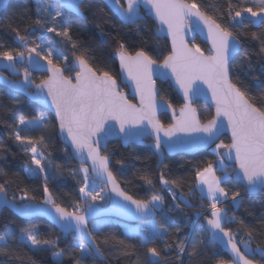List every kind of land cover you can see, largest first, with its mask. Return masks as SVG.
I'll use <instances>...</instances> for the list:
<instances>
[{"label": "snow or ice", "instance_id": "obj_1", "mask_svg": "<svg viewBox=\"0 0 264 264\" xmlns=\"http://www.w3.org/2000/svg\"><path fill=\"white\" fill-rule=\"evenodd\" d=\"M58 2L61 8L79 12L82 0ZM106 2L121 23L135 24L138 20L145 19L140 14L143 7L149 15H154L161 25L167 26L172 47L158 66L162 70L157 71V60L147 51L141 49L135 55H128L125 46L120 45L118 50L120 68L122 73L126 74V79L134 86V92L139 97L137 105L121 91V86L108 71L98 73L84 56H77L75 60L69 62L68 56L59 52L53 40H42L40 43L33 42L29 45L27 36L20 35L18 28H13L16 39L22 43L28 55L25 56V51H16L15 55L13 51L0 52V58L8 62L3 65L4 68L19 72L17 64L25 65L22 81L6 79L5 82L12 90L28 92L29 96L41 105L54 108L59 134L66 142H70L66 144V150L67 147H71L80 158L81 167L78 171L83 173V178L79 188L80 200L72 205V211H68L66 207L56 202L49 191L47 173L54 162L42 151L47 147L46 137L41 135L38 139H33L23 134L36 130L44 131L49 127V119L45 115L31 120L21 116L10 133V138L21 146L25 154L30 155L31 164L35 167H30L27 174L33 177L44 174V196L40 203H32L36 197L29 196L25 191L21 196H13L10 200L5 185L0 184V207H12L24 217L47 216L63 233H76L80 241L77 246L80 257L76 259L75 264H82L90 256L103 255L101 244L97 242L103 222L97 220V217L105 211L115 210L123 216L139 220L143 227H138L135 235L139 237L141 246L153 244L155 239H162L167 232L163 224H160L157 230L155 220L157 211L164 203V196L153 192L149 199L141 200L129 195L117 184L109 167L110 156L103 155L102 151L107 152L111 138L118 137L125 143L135 144L142 141L145 136L155 137L154 147L158 151L162 143L167 144L170 150H174L186 142L185 137L178 135L180 133L188 134L187 142L191 146L203 147L215 143L226 126L231 130V143L215 144L217 160L215 163L210 161L206 167L196 170L195 191L201 192L202 201L204 198L211 201V218L205 217L211 242L229 247L234 254L233 261H220V264H254V259H249L238 244L243 243L253 257L259 255L264 258V248H252L248 240L243 238L238 240L231 231L226 230L224 224L234 222V218L233 221L228 220L227 211L217 207L222 199L226 200L229 196V192L222 186L231 179L228 169L224 166L225 157L234 160L236 177L239 182L244 183L247 191L264 192V102L258 106L245 91L233 83L230 60L239 49L241 43L239 37L202 11L195 0L191 3L188 0H123V3L121 0H106ZM232 7L229 3L228 16L233 22V27L243 25L245 13L251 17L264 16V7L257 10L243 7L235 11L234 15ZM61 8H56L54 4L38 3L35 25L71 42L70 26L62 20L59 22L57 20L63 17ZM45 17L49 19L46 20ZM260 22L264 23V19ZM49 23L52 24L51 27L48 26ZM201 23L207 30V39L211 43L207 54L199 45L189 46L185 40V33L200 28ZM160 31L164 29L161 28ZM252 39L260 40L261 52H264V40L256 33H252ZM72 49H76L75 43H72ZM61 60L64 62L63 67L58 66ZM41 61H46V65ZM44 68L50 75L32 88L34 81L31 79L30 70ZM66 72L75 74L66 75ZM157 75L161 80L174 79L186 101L178 115L173 110V123L167 128L159 122L156 114L157 111L169 109L172 105L157 102L158 91L154 79ZM236 79L239 81V77ZM203 85H207V91L211 92L212 100L215 102V115L206 123L200 122L197 111L192 106L196 98L206 94ZM161 133L168 139L163 140ZM193 133L197 135L191 136ZM173 137L176 139L173 140ZM2 147L0 145V148ZM221 149L225 151L221 152ZM88 161H91L90 167ZM117 163L123 166L122 161L118 160ZM218 170L222 175H217ZM0 172H3V169H0ZM141 178L145 179L148 185H152L151 179ZM97 179L103 182V187L99 190L96 189ZM159 182L165 188L169 184L163 173ZM109 185L115 198L108 195ZM238 197L239 191L231 194L233 207H238ZM172 198L176 199L175 193H172ZM17 199L19 203H16ZM97 201H108L111 208L102 209ZM183 202L189 207L192 206L187 200ZM90 220L93 221L91 228ZM179 231L178 227L177 232ZM220 233L227 238L226 241ZM247 235L251 237V231ZM17 239L29 248L47 246L49 249H57L58 246V238L41 239L39 229L35 227L21 229V236ZM109 240L118 243L124 255L135 253V245L126 243L114 234L106 236L102 243L107 246ZM200 243L204 244V241L201 240ZM178 250L181 253L185 251L183 242L178 245ZM15 252L8 241L0 237V254L9 259L21 260L23 264L22 257ZM148 253L150 255L144 264H160L158 258L161 253L156 247H148ZM190 255H198L197 250L194 248ZM63 256L62 249L53 251L55 264H62Z\"/></svg>", "mask_w": 264, "mask_h": 264}, {"label": "trees", "instance_id": "obj_2", "mask_svg": "<svg viewBox=\"0 0 264 264\" xmlns=\"http://www.w3.org/2000/svg\"><path fill=\"white\" fill-rule=\"evenodd\" d=\"M188 2L191 3L193 0H188ZM195 2L207 15L212 16L223 27L239 37L242 47L231 65L232 80L259 106L264 102V52H261L260 40L252 39V33H256L261 40H264V23L260 22L264 17L255 21L245 13L243 25L233 27L228 12L229 3L233 6L234 15L235 11L243 7H252L253 10L264 7V0H195ZM38 3L54 4L56 8H61L46 0L12 1L0 16V52L13 51L15 55L16 51H25L22 43L16 39V33L12 30L18 28L20 35L27 36L29 45L33 42L40 43L42 40L51 39L59 52L68 56L69 62L77 56H84L94 70L98 73L108 71L118 83H120V72L115 55L121 44L125 46L127 54L135 55L137 51L143 49L159 64L170 52L168 41L156 37V25L150 18L133 26H124L100 0L84 1L81 6L85 14L84 20L61 8L63 17L57 20L58 22L62 20L70 26L72 41L69 42L35 25ZM45 19L49 18L45 17ZM48 26L51 27L52 24L49 23ZM26 30L31 31V34ZM72 43L76 44L75 50L72 49ZM191 43L199 45L205 53H208V46L197 36L192 35ZM65 74L72 75L67 72ZM45 77L43 74L33 76L35 82H41ZM236 77H239V81ZM120 86L122 92L128 91L127 87ZM158 90L161 99L170 103L172 108L181 109L183 102L169 83H158ZM130 100L135 102L134 99ZM195 108L202 123L213 118L214 109L211 105L199 101L195 104ZM40 115L48 117L49 127L44 131L36 130L23 134L33 139H38L41 135L46 137L47 147L42 151L48 159L54 162L53 167L47 173L49 191L57 203L66 207L68 211H72V205L80 200L79 188L82 184L83 173L78 170L81 166L75 162L68 148L66 150L59 140L54 118L27 98L14 94L2 86H0V145L3 147L0 148V169H3V172H0V184L5 185L9 199L13 196L19 197L27 191L29 196L36 197L34 202L40 203L43 200L44 174L34 177L27 174L30 167H35L31 164L30 155L25 154L21 146L10 138V133L13 132L21 116L31 120ZM160 121L165 127L171 125L168 115H162ZM221 142L230 143L226 136L221 139ZM214 150L215 148H212L196 155L166 156L163 166L157 170V158L150 148L133 145L125 148L120 142L110 143L104 155L110 156L111 171L124 191L136 199H149L159 187V178L152 182V185H148L141 177L150 179L147 167L155 165L157 176L160 177L163 173L164 178L169 181L168 185L177 194V203H172L163 190V209L158 211V217L155 219L157 230L160 224L167 229L162 239L157 238L153 244L147 246L135 245L133 255H124L118 243L109 240V245H104L102 241L106 236L100 232L97 242L101 244L102 258L90 256L82 264H144L150 255L148 247H156L161 253L158 258L160 264H220V261H231L219 247L210 243L203 220L194 231L186 225L187 217L192 218L195 212L201 210V207L205 209L210 207L209 201L206 198L202 201L199 191H195L197 183L195 173L197 169L206 167L208 162H216L217 155ZM118 160L123 162V166L117 163ZM232 174L231 179L222 186L229 192V198L234 191H239L240 202L238 207H233L231 201L221 206L227 211L228 220L233 221L234 218V222L226 223L225 228L234 235L236 233L238 240L240 238L248 240L253 248H264V193L249 195L244 186L233 180ZM179 197L189 201L191 208L183 205ZM19 202L17 199L16 203ZM103 202L99 204L106 205L108 201ZM136 225L143 227L141 223ZM33 227L39 229L41 239L58 238L57 249H49L47 246L29 248L17 239L21 236V229ZM178 227L179 232H177ZM104 231L108 233L107 236L114 234L125 240L120 232L110 226L105 227ZM249 231L252 233L251 237L247 235ZM0 237L8 241L10 247L16 250V255L22 257L23 264H55L53 251L59 249L64 251L62 264H75L76 259L80 257L77 247L80 241L74 234L64 235L43 219L24 220L9 210H4L0 214ZM201 240L204 244L200 243ZM181 242L185 247L183 253L178 250ZM113 244L115 246H112ZM194 248L198 252L196 256L190 255ZM254 262L264 264V258L257 255ZM0 264H22V262L0 254Z\"/></svg>", "mask_w": 264, "mask_h": 264}, {"label": "water", "instance_id": "obj_3", "mask_svg": "<svg viewBox=\"0 0 264 264\" xmlns=\"http://www.w3.org/2000/svg\"><path fill=\"white\" fill-rule=\"evenodd\" d=\"M12 1H19V0H0V16L1 14L8 8L9 4L12 2ZM46 1H49V2H52V3H55L56 5H58L59 7H61V4L58 2V0H46ZM85 0H82V3L80 5V11L79 12H75L69 8H62L65 12L67 13H70L82 20L85 19V14L83 13L82 9H81V6L82 4L84 3ZM102 1L106 7L119 19V17L114 13L113 10H111V8L109 7V4L106 2V0H100ZM121 2L123 3V0H121ZM140 14L141 16H144L145 19L146 18H150L154 24L156 25V30H155V35L158 39H161V40H167L168 43H169V46H170V51H171V47H172V39H171V36H169L167 34V26L166 25H161L159 23L158 20L155 19L154 15H149L147 13V10L145 8H141L140 9ZM145 19H141V20H138L135 24L141 22V21H144ZM120 21V19H119ZM121 22V21H120ZM124 26H133L135 24H124L122 23ZM163 28L164 31H160V29ZM203 29V30H201ZM192 35L194 36H197L202 42H204L208 48L210 49L211 48V43L210 41H208L207 39V30L203 28V25L201 23V26L200 28H196L194 31H191V32H186L185 33V40L187 41V43L189 44V46H192V43H191V38H192ZM241 47H242V44L240 43V46H239V49L237 51V53L231 58L230 60V65H232V62L233 60L236 58V56L240 53L241 51ZM206 54V53H205ZM28 55V54H27ZM26 55V56H27ZM34 55V54H33ZM129 55V54H128ZM38 59V58H37ZM115 59L118 63V67H119V72H120V83H118L119 85H122V86H125L127 87L128 91L127 92H123L127 98L130 100V99H134L135 102L131 101L132 103L134 104H139V97L135 94L134 92V86L131 84L130 81H128L126 79V74H123L122 73V70L120 68V60H119V55L118 53L115 55ZM75 60V59H74ZM8 62L4 59H0V86L8 89L9 91L13 92L14 94H17V95H21L25 98H27L30 102L36 104L38 107L46 110L55 120L56 122V125H57V136L59 138V140L62 142V144L66 147V144L70 143V142H66L64 140V138L59 134V126H58V121L55 119V110L54 108L52 107H48V106H44V105H41L39 102L33 100L31 98V96H29L28 92H25L23 90H12L10 88V86L5 82V80H11V81H22L23 79V68L19 67L18 64H17V68L19 69V72H13L11 71L10 69H7V68H4L3 65L4 64H7ZM42 64H45L46 65V61H41ZM161 64V63H160ZM159 63H157V71H161L162 69H160L158 66L160 65ZM31 71V79L34 81V78H33V75L34 74H45L46 76L50 75V73L46 70V68L44 69H40V70H30ZM154 79L156 80V87H157V91H158V95H157V102H164V103H168L167 101L163 100L160 98V94H159V90H158V83H169L172 88L174 89V91L177 93V95L180 97V99L182 100L183 102V105L185 104V99L183 97V93L182 91L179 89V86L175 84V81L174 79H166V80H161L158 75L157 76H154ZM37 83H40V82H35L33 83L32 85V88L35 87V84ZM32 88L29 89V91L32 90ZM203 88L205 89V92L206 94H202L200 95L198 98L195 99V101L193 102L192 106L195 108V104L199 101H202V102H205L209 105H211L214 109V115H215V102L212 100V97H211V92L210 91H207V85H203ZM196 109V108H195ZM173 110H175V113L178 115L179 114V110H176L174 108H169V109H166V110H159L157 111V119L159 120V122L161 123L160 121V117L162 115H168L170 117V121H171V124L173 123ZM197 111V109H196ZM198 114V112H197ZM213 115V116H214ZM199 117V115H198ZM200 119V118H199ZM201 122V121H200ZM202 123V122H201ZM162 124V123H161ZM227 124V121L225 120V125ZM163 125V124H162ZM164 128H167L163 125ZM169 127V126H168ZM149 131H151V129H149ZM182 137H185L186 139V142L184 144H181L179 146H177L174 150H170L167 146V144H163L161 145V149L158 151L155 147H154V142H155V137L154 136H145V138L142 140V141H138L136 142L135 144H129V143H125L123 141H121L118 137H114V138H111L108 142V147H109V144L112 143V142H120L121 145L123 147H129V146H136V147H148L150 148L153 153L155 154L156 158H157V164H156V169L159 170L163 164H164V161H165V157L168 156V157H174V156H177V155H196V154H199L201 152H204L206 150H210L212 148L215 147V144L216 143H220L221 142V139L226 136L228 137L230 143H231V130L229 128H227L226 126L224 127L222 133L219 135V138L215 141V143L211 144V145H206V146H203V147H193L191 146L190 143L187 142L188 140V134H184V133H180L178 134ZM197 134L193 133L191 134V136H195ZM161 136H162V139L163 140H167L168 138H165L163 137L162 133H161ZM173 140L176 139V137H173L172 138ZM229 143V144H230ZM72 158L75 160V162L81 166V162H80V158L75 155L73 149L71 147H67ZM225 150H223L222 152H224ZM102 154L104 155V152L102 151ZM234 155V154H233ZM111 160V159H110ZM224 162L229 165V166H233L234 167V172L232 174V178L233 180L239 184V185H242L244 186V183L242 182H239L238 181V178L236 177V172H235V169H236V165L234 163V160H229L227 159L226 157L224 158ZM88 166L90 167L91 166V161H88ZM111 164L112 162H110V169H111ZM114 176V175H113ZM115 177V176H114ZM116 179V178H115ZM98 183L102 184L103 185V182L99 179L96 180ZM116 182L117 184L121 187V185L119 184V182L117 181L116 179ZM123 189V188H122ZM247 191V190H246ZM108 193H109V196H112L115 198V194L111 192V185H109V189H108ZM247 193L249 195H259L261 193H264V192H249L247 191ZM118 199V198H117ZM11 200V199H10ZM184 199H181V197H179V201L185 205L186 207L188 208H191L189 206H187L184 202H183ZM32 203H37V202H34L32 201ZM98 204V203H97ZM98 206L102 209H109L111 208V205L110 203L108 202L107 205L105 206H102L100 204H98ZM201 209H205L204 207H201ZM4 210H9L10 212H12L13 214H15L16 216H18L19 218L21 219H24V220H33V219H43L45 221H47L48 223H50L51 225H53L60 233L64 234V235H71V234H74L77 238H78V235L76 233H70V234H65L62 232V230L55 224L54 221H52L49 217L47 216H42V215H34V216H31V217H24V216H21L14 208L12 207H0V214L4 211ZM158 211L155 215V219H157L158 217ZM209 218H211V212L209 213V215L207 216ZM227 217H228V213H227ZM100 219H114V220H117V221H120V222H123V223H126V224H130V225H136V224H140V221L137 220V219H134V218H131V217H128V216H123L121 214H119L117 211L115 210H112V211H105L103 212L100 216L97 217V220H100ZM93 221H89V228H90V225ZM203 225H204V228L208 234V238H209V241L211 244L217 246L220 248V250L222 252H224L225 254L228 255V257L230 258L231 261H233L235 259L234 257V254L231 252V249L229 247H226L224 246L223 244H220V243H215V242H211V238H210V235L207 231V221L206 219L203 220ZM224 227H225V224H224ZM220 236L226 241V237H223V234L220 233ZM79 239V238H78ZM238 246L240 247L241 251L247 255L249 257V259H254L255 257H253L251 255V253L248 252V250L245 248V245L243 243H240L238 244ZM253 248V246H251ZM99 258H102L101 255H98ZM254 264H256L254 262Z\"/></svg>", "mask_w": 264, "mask_h": 264}, {"label": "rangeland", "instance_id": "obj_4", "mask_svg": "<svg viewBox=\"0 0 264 264\" xmlns=\"http://www.w3.org/2000/svg\"><path fill=\"white\" fill-rule=\"evenodd\" d=\"M248 17H250L252 20L259 21L264 16H262V17H251L250 15H248ZM46 51H47V48H45V52ZM25 56H26V54H25ZM53 59L55 60V55L53 56ZM59 64L63 67L64 66L63 60H61ZM18 66L21 67V68L25 67V65H22V64H18ZM221 150H223V149H221ZM224 166H225V168L228 169V175L230 176L234 172V167L227 165L225 162H224ZM147 171H148V174H149V178L152 180V182H155L158 178H159V181H160V177H158L157 173H156L155 165L147 167ZM217 175L220 176V175H222V173L218 170L217 171ZM100 187H103V185L100 184V183L96 184V189L97 190H99ZM156 193L162 195L163 187H162L161 184H159V187L156 189ZM108 195H109V193H108ZM237 199L240 202V198H237ZM230 201H231V198H229V197L226 200L222 199V202L218 203L217 207L220 208L223 204H225L226 202H230ZM97 203L99 204V203H104V202L103 201H97ZM209 203L211 204V201H209ZM107 204H108V202H107ZM100 205H102V204H100ZM102 206H105V205H102ZM209 208L211 209V207H209ZM209 208L201 209L200 211H198L196 213L205 212ZM162 209H163V205L161 206L160 210H162ZM160 210H158V211H160ZM99 221L103 222V226L101 227L100 232H102L104 234V236L108 235V233L104 231L105 227H109L110 226L111 228H114L117 232H120L124 236L126 242H128L129 244L141 246V242H140L139 237L135 235V232L137 231L139 226L126 224V223H123V222H120V221H116V220H112V219H100ZM196 221H197V219H196ZM196 221L193 223V225H196ZM198 221L200 222V220H198ZM92 223L90 225V228L92 226ZM235 236H236V233H235Z\"/></svg>", "mask_w": 264, "mask_h": 264}, {"label": "built area", "instance_id": "obj_5", "mask_svg": "<svg viewBox=\"0 0 264 264\" xmlns=\"http://www.w3.org/2000/svg\"><path fill=\"white\" fill-rule=\"evenodd\" d=\"M163 190L165 191L166 195L170 198L171 202L176 204L177 203V194L173 191V189L167 185V188H165L163 185ZM168 189H170L171 191H168ZM172 193H175L176 194V199L174 200L172 198ZM212 211V209H208L206 210L205 212H202V213H194L193 217H187L186 218V225L187 227L191 230V231H194L198 226L199 224L201 223V221L208 216V214ZM197 219V221H196ZM200 220V222L198 221ZM196 221V225H193V223Z\"/></svg>", "mask_w": 264, "mask_h": 264}, {"label": "flooded vegetation", "instance_id": "obj_6", "mask_svg": "<svg viewBox=\"0 0 264 264\" xmlns=\"http://www.w3.org/2000/svg\"><path fill=\"white\" fill-rule=\"evenodd\" d=\"M28 54V53H27ZM26 54V55H27ZM60 67H62V66H60ZM75 73L74 72H72V75H74ZM43 75H45V74H43ZM34 76V75H33ZM46 76V75H45ZM47 78V76L45 77V79ZM221 208V207H220Z\"/></svg>", "mask_w": 264, "mask_h": 264}, {"label": "crops", "instance_id": "obj_7", "mask_svg": "<svg viewBox=\"0 0 264 264\" xmlns=\"http://www.w3.org/2000/svg\"><path fill=\"white\" fill-rule=\"evenodd\" d=\"M200 195H201V192L199 191ZM207 199V198H206ZM208 200V199H207Z\"/></svg>", "mask_w": 264, "mask_h": 264}]
</instances>
